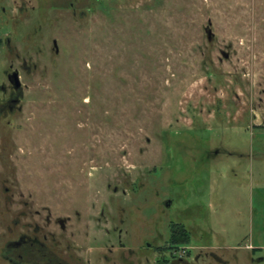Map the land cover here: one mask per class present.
I'll list each match as a JSON object with an SVG mask.
<instances>
[{
	"label": "rangeland",
	"instance_id": "1",
	"mask_svg": "<svg viewBox=\"0 0 264 264\" xmlns=\"http://www.w3.org/2000/svg\"><path fill=\"white\" fill-rule=\"evenodd\" d=\"M66 9L16 43L38 68L0 114V252L62 221L84 264H116L176 224L199 264H264V0ZM15 53L0 46V78Z\"/></svg>",
	"mask_w": 264,
	"mask_h": 264
},
{
	"label": "flooded vegetation",
	"instance_id": "2",
	"mask_svg": "<svg viewBox=\"0 0 264 264\" xmlns=\"http://www.w3.org/2000/svg\"><path fill=\"white\" fill-rule=\"evenodd\" d=\"M68 1L66 7L65 4L61 5L59 0H0V46L11 53L16 51V59L21 61L18 66L12 63L9 69L3 70V76L0 78L3 79L0 84L1 115L12 116L21 111L25 97L22 72L31 74L38 68L31 58L22 57L17 52L16 43L23 41L29 45L39 44V41L45 40L48 36L45 30L47 26L60 23L59 15L63 10L66 11L68 8L75 16L82 17L83 14L92 12L98 3V0ZM51 51L57 55L60 53L59 41L56 38L52 39ZM15 74L18 79L15 78ZM59 223L61 231L59 240L54 231H46L37 225L28 232L19 233L14 240L7 243L6 250L9 252H0V257L9 264H84L79 242L71 239V235L67 239L62 234L67 231V222ZM51 225L49 220L48 228ZM54 226L56 227V222ZM177 226L171 225L167 241L162 239L164 236L155 237L152 241L141 243L135 248H125L126 251H123L116 261H110L116 264H144V261L146 264H199L201 259L205 258L204 254H193L189 246L184 247L183 253L179 251L184 245H179L177 240V235L179 238L183 236V234L179 236ZM188 239L190 241L189 230ZM216 260L219 264H227L218 257Z\"/></svg>",
	"mask_w": 264,
	"mask_h": 264
},
{
	"label": "trees",
	"instance_id": "3",
	"mask_svg": "<svg viewBox=\"0 0 264 264\" xmlns=\"http://www.w3.org/2000/svg\"><path fill=\"white\" fill-rule=\"evenodd\" d=\"M182 228H180V231H182L183 236L180 237L181 239L178 242H179V244H186L187 238H188V232L184 226H182Z\"/></svg>",
	"mask_w": 264,
	"mask_h": 264
},
{
	"label": "water",
	"instance_id": "4",
	"mask_svg": "<svg viewBox=\"0 0 264 264\" xmlns=\"http://www.w3.org/2000/svg\"><path fill=\"white\" fill-rule=\"evenodd\" d=\"M14 76H15V78H16V79H18V76H17V74H15Z\"/></svg>",
	"mask_w": 264,
	"mask_h": 264
}]
</instances>
